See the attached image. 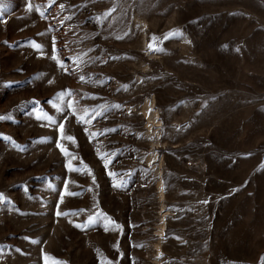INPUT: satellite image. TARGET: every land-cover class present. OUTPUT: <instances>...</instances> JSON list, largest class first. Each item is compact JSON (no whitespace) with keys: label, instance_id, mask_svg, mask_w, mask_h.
I'll list each match as a JSON object with an SVG mask.
<instances>
[{"label":"rangeland","instance_id":"374dc122","mask_svg":"<svg viewBox=\"0 0 264 264\" xmlns=\"http://www.w3.org/2000/svg\"><path fill=\"white\" fill-rule=\"evenodd\" d=\"M0 117V264H264V0H0Z\"/></svg>","mask_w":264,"mask_h":264},{"label":"snow or ice","instance_id":"6c2138e0","mask_svg":"<svg viewBox=\"0 0 264 264\" xmlns=\"http://www.w3.org/2000/svg\"><path fill=\"white\" fill-rule=\"evenodd\" d=\"M61 7H63V5H61ZM165 38H167V37H165ZM153 39H155V38H153ZM35 47L39 48V45H35ZM149 47L152 48V45L150 44ZM53 59H56V57L54 56ZM61 67H63L62 64H61ZM82 79H83V78H82ZM67 94H68V95H71L70 92H68ZM0 119H2V117H0ZM52 123H55V121H52ZM60 131H61V133H63V125L60 126ZM63 138H66V139H69V140H72V139H73L72 137H63ZM58 147H59V145H58ZM62 151H63V149H62ZM66 154H67V153H66ZM119 186H120V185H116V187H119ZM62 214H63V213H58V215H62ZM93 222H94L93 219L90 218V219H89V223H93ZM78 226H79V225H78ZM106 230H107V229H106Z\"/></svg>","mask_w":264,"mask_h":264},{"label":"bare ground","instance_id":"6f19581e","mask_svg":"<svg viewBox=\"0 0 264 264\" xmlns=\"http://www.w3.org/2000/svg\"><path fill=\"white\" fill-rule=\"evenodd\" d=\"M110 84H112V82H110L109 85H108V89L109 90H111V85Z\"/></svg>","mask_w":264,"mask_h":264}]
</instances>
